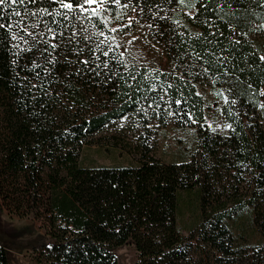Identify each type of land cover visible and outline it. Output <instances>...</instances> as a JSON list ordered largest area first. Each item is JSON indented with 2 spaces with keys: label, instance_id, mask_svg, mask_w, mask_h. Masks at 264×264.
Listing matches in <instances>:
<instances>
[{
  "label": "trees",
  "instance_id": "16d2710c",
  "mask_svg": "<svg viewBox=\"0 0 264 264\" xmlns=\"http://www.w3.org/2000/svg\"><path fill=\"white\" fill-rule=\"evenodd\" d=\"M147 3L151 7H144L143 13L128 11V16L140 19L132 28L146 19L153 28L171 31L172 23L163 16L175 8L176 0ZM156 4L166 10L159 11ZM39 6H45L42 0L36 5H12L0 13L5 25L0 29V196L17 214L36 211V219L44 220L46 236L32 247L36 264H118L114 250L123 246L135 248L136 264H221L225 258L229 264H241L246 253L232 239L225 223L232 213L226 209L228 201L234 212L251 208L264 240V129L260 119L253 120L250 131L243 119H234L223 160L213 154L200 165L165 164L148 146H141L137 166L85 167L83 150L111 124L127 116H142L139 104L150 94V87L144 85L142 73L125 80L122 64L90 52L94 42L85 47L83 34L79 43L52 41L60 43L52 55L41 52L44 43L30 51L13 47L17 41L12 36L20 32L15 21L20 18L11 15L12 8L23 15ZM263 6L264 0H204L196 16L201 26L205 21L217 22L220 45L213 48L218 50L251 17L261 20ZM42 29L41 24L37 31ZM26 39L28 43L20 42V49L32 44L31 37ZM205 42L178 39L177 54L186 51V44L206 54ZM73 48L83 52L78 55ZM231 50L237 68L245 67V58H249L251 67L242 76L259 90L264 85V65L251 53L250 45H233ZM85 59L90 63H80ZM105 59L108 68L103 67ZM206 61V66L214 68L208 57ZM34 64L39 67L33 68ZM174 91L176 97L182 95L181 105L201 115V97L195 88ZM98 100L108 105L94 109ZM223 174L226 181L220 180ZM4 203H0V217ZM187 210H198L199 219L186 236L180 219ZM248 256L249 264H264V247ZM0 264H12L11 253L1 240Z\"/></svg>",
  "mask_w": 264,
  "mask_h": 264
},
{
  "label": "rangeland",
  "instance_id": "374dc122",
  "mask_svg": "<svg viewBox=\"0 0 264 264\" xmlns=\"http://www.w3.org/2000/svg\"><path fill=\"white\" fill-rule=\"evenodd\" d=\"M202 1L199 0L191 9L195 19L188 15L189 7L178 4L175 10L166 13L163 17L172 23L171 31L149 28L146 19L135 28L125 29L124 33L128 35L106 30L107 35L117 37L113 43L121 45L113 52L115 55L124 53L122 75L125 80L130 75L132 81L133 77L144 74L143 83L150 87V94L139 104L142 116L124 117L96 135L94 143L83 150L81 160L85 167L137 166L140 157L137 151L141 146H148L151 154L165 164L196 162L200 165L211 160L213 154L217 155L218 160H223L229 150L227 145L234 131V119H243L247 131H250L253 120L259 118L264 129V85L258 90L254 83L242 76L246 74L245 68L251 67L249 58H245V67L237 68L233 60L236 56L231 54L233 45L247 44L251 53L264 65V60L260 59L264 57V16L261 20L251 17L241 28L233 30L226 46L216 50L213 47L220 45L216 37L217 22L209 20L201 26L196 16ZM134 36L138 39L129 44L128 41ZM178 39L186 43L206 41V54L195 51L190 44L185 45L186 51L182 55L177 54ZM174 40L177 43L174 44ZM207 57L214 68L206 66ZM168 84L172 87L168 88ZM188 87L195 88L201 97V115L190 112L189 105V110L186 109L185 104L181 105L182 95L176 97L173 93L174 90L183 93L184 88ZM176 100L180 101L179 105L175 103ZM93 105L97 109L108 104L98 100ZM169 111L175 115L169 116ZM186 113L187 117L191 114L196 122L186 119ZM227 125H231V128ZM225 179L226 175L223 174L220 180ZM0 203H4L2 196ZM227 203L226 211L232 213V217L225 223L236 245L244 247L242 253L246 254L240 258V263L249 264L248 253L264 247V240L253 221L251 208L244 207L234 212L231 202ZM24 212L27 215L21 216L4 203L0 217V240L11 253L12 264H36L32 247L46 236L44 220L36 219V211ZM198 219V210L195 213L187 210L182 215L181 228L186 236L187 229L194 227ZM114 254L118 264H136L138 260L133 246L117 248ZM229 262L225 258L220 263Z\"/></svg>",
  "mask_w": 264,
  "mask_h": 264
},
{
  "label": "snow or ice",
  "instance_id": "6c2138e0",
  "mask_svg": "<svg viewBox=\"0 0 264 264\" xmlns=\"http://www.w3.org/2000/svg\"><path fill=\"white\" fill-rule=\"evenodd\" d=\"M166 3H172V0H165ZM199 0H176V3L182 7H189L188 15L190 18L195 19L194 15H191V9L195 8L196 3ZM38 0H0V13L3 12L5 8H11L12 5H25L28 4L36 5ZM42 4L45 6H39L34 11L26 10L23 15L17 8H12L11 15L14 17H19L20 19L15 21L16 26L20 29V32L25 33L27 37H31L32 44L28 48L20 49V42L28 43L25 35H20V32L13 34L12 39L17 41L13 47L19 49L20 51H30L33 47H36L40 43L46 45L45 48L41 49V52H47L52 55L57 48L60 47V43H52V41L61 40L66 44L79 43L81 34H83V41L85 47L89 41L94 42L95 47L89 48L90 52H99L103 57L110 58L116 63L123 64V52L117 55H111L114 49L121 47L119 43H113L117 39L115 35L109 36L105 33L103 29H107L110 33H124L125 29H131L133 22L139 23L136 17L128 16V11L143 13L144 7H151L144 0L142 6L141 0H42ZM51 5H56V7H51ZM207 7L206 4L202 5ZM156 8L159 11H165L160 4H156ZM175 10V9H173ZM197 11H199L197 9ZM154 15H159V12L154 13ZM46 17H51V21L45 19ZM127 17V19H125ZM27 18H34L31 24L27 23ZM59 18V19H57ZM179 23V21H177ZM43 29L37 31V29ZM22 25V27H21ZM52 25H56L53 27ZM115 25V26H111ZM12 24L8 25V29L11 30ZM103 26V27H101ZM5 27L4 23L0 21V29ZM149 28L152 25H148ZM62 29V30H60ZM71 31L70 35L66 33ZM128 35L129 33H124ZM214 35V34H213ZM138 37H132V40L128 41L129 44L133 43ZM107 42V43H106ZM236 43H239L237 41ZM51 50V51H50ZM77 54L83 52L82 48H73ZM264 60V57L260 58ZM95 60L99 61L100 56H95ZM51 62V61H50ZM82 64H89L88 59L80 61ZM109 60L105 59L103 61V67L108 68ZM39 67V65H33V68ZM96 67H101V64L97 63ZM207 71V70H205ZM99 74V73H97ZM135 79V77H133ZM168 88L172 85L168 84ZM153 90H155V85H153ZM199 95V93H197ZM218 95H222L218 93ZM264 95V93H262ZM163 99V97H160ZM176 104H180L179 100L175 101ZM233 103H235L233 101ZM151 107V105H149ZM157 107L159 105L157 104ZM169 116L175 115V113L169 111ZM188 118L192 120L193 123L196 121L192 119L191 114ZM123 126V125H121ZM231 128V125H227Z\"/></svg>",
  "mask_w": 264,
  "mask_h": 264
}]
</instances>
